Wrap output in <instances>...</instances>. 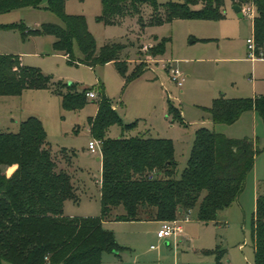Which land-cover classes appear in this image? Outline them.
Masks as SVG:
<instances>
[{"label": "rangeland", "instance_id": "1", "mask_svg": "<svg viewBox=\"0 0 264 264\" xmlns=\"http://www.w3.org/2000/svg\"><path fill=\"white\" fill-rule=\"evenodd\" d=\"M47 6L48 0H44L40 8L24 7L1 14L0 25L24 22L27 31L45 23L63 26L62 18ZM201 6L199 0L193 8ZM65 9L69 14L86 17L96 41V54L104 46L120 45L119 62L92 65L77 42L70 59L55 49L52 34L42 31L23 35L20 28L0 26V53L17 55L24 65L52 77L49 87L27 88L21 95H0V131L18 132L21 121L36 116L41 119L54 152L66 148L76 153L79 199L65 202V213L71 217L101 214L102 163L97 157L102 151L98 148V153H92L88 148L93 139L88 119L97 114L100 86L125 124L138 123L126 131L121 125H113L108 136L172 139L178 177L188 164L198 129L207 127L230 138L254 139L259 152L245 188L220 213L217 222L207 225L191 212L187 220H182L184 236L177 243L172 239L170 246L157 237L158 226L154 222L106 221L104 226L125 247L120 261L125 264H132L135 259L146 264H214L212 250L217 246L227 250L224 264L228 259L231 264H255L252 220L256 199L264 193V110H246L233 123H215L208 112L222 95H264V45L252 58L247 43L253 37L252 16L239 18L228 2L226 17L220 20L182 18L143 27L138 17H126L118 23L98 21L101 0H67ZM150 12L147 8L145 17ZM205 37L212 40L203 41ZM163 39L166 52L154 55L157 43ZM170 64L185 74L182 87L172 79ZM140 68L145 71L133 80ZM70 83H74L73 87ZM86 88L95 89L97 97H88L89 102L79 110L63 107L64 94ZM169 103L180 109L182 119L173 120V115H168ZM116 212L119 211L110 219L115 218ZM106 254L109 252L103 255ZM113 258L105 260V264H120Z\"/></svg>", "mask_w": 264, "mask_h": 264}, {"label": "trees", "instance_id": "2", "mask_svg": "<svg viewBox=\"0 0 264 264\" xmlns=\"http://www.w3.org/2000/svg\"><path fill=\"white\" fill-rule=\"evenodd\" d=\"M44 0H0V15L24 7L40 8ZM83 1V0H81ZM67 0H48L47 8L64 25L45 23L28 30L24 22L0 25L20 28L23 35L46 32L55 37L54 47L73 59L75 42L92 65L117 61L120 45L104 46L96 54V41L83 14L66 12ZM101 0L98 21L118 23L138 17L140 24L157 26L175 19L220 20L228 2L253 5L256 15L253 36L258 49L264 45V0ZM147 8L151 9L145 17ZM165 40L157 43L154 55L166 52ZM208 41L212 39H202ZM145 69H138L133 80ZM51 76L26 66L17 55L0 53V95H21L27 88L49 87ZM74 83H70L73 87ZM86 88L63 95L67 110L82 109L89 101ZM95 116L89 117L91 136L101 142V214L71 217L65 213L68 199L78 200L76 153L52 150L40 118L21 121L18 132L0 131V264H103V254L119 253L112 231L105 228L113 211L117 221L174 220L197 211L198 220L217 222L243 192L248 173L259 150L254 139L230 138L207 127L197 130L186 168L177 176L178 164L172 139L146 135L108 136L113 125L132 130L137 122L125 124L100 86ZM264 110V95L227 98L222 95L208 109L215 123L235 122L246 110ZM168 115L182 119L181 111L169 103ZM182 209V213L180 210ZM255 264H264V193L256 199L252 220ZM206 253H208L206 251ZM215 264H224L226 249L212 250Z\"/></svg>", "mask_w": 264, "mask_h": 264}, {"label": "built area", "instance_id": "3", "mask_svg": "<svg viewBox=\"0 0 264 264\" xmlns=\"http://www.w3.org/2000/svg\"><path fill=\"white\" fill-rule=\"evenodd\" d=\"M242 11L244 15L252 16V19L256 15V9L253 5H249V6L246 5L242 7ZM247 43H248V48L250 50V57L254 58L255 55L258 56V53H257L258 48L255 42L254 36L251 38H248ZM148 47L149 46H146V49ZM168 66L172 73V79L178 84V86L182 87L186 79L185 74L178 67H173L172 65H168ZM86 95L89 98H96L98 95V92L96 90H90L86 93ZM98 148H101V142L95 138L90 140L89 142L90 151L92 153H98ZM181 232H182V227L180 225V220L177 218L174 220L162 221L161 228L158 230L157 234L159 238H167V237L177 236Z\"/></svg>", "mask_w": 264, "mask_h": 264}, {"label": "crops", "instance_id": "4", "mask_svg": "<svg viewBox=\"0 0 264 264\" xmlns=\"http://www.w3.org/2000/svg\"><path fill=\"white\" fill-rule=\"evenodd\" d=\"M233 6V5H232ZM252 30H253V25H252ZM206 38V37H205ZM195 40H193L192 42H194ZM171 65V64H170ZM114 107L116 108V105L114 104ZM133 136H135V135H133ZM89 148V147H88ZM97 159L98 160H100L101 161V163H102V155H101V157H97ZM78 168H79V166H78ZM79 170H80V168L76 171V174H78L79 175ZM77 178V177H76ZM101 179H102V176H101ZM115 211H119V212H116V214L117 213H123L124 212V209H123V207H119V208H117V209H115L114 211H113V213H115ZM115 214V215H116ZM194 217L198 220V218H197V211H194ZM178 219L180 220V225H181V227H182V232L179 234V235H177V236H172V237H167V238H159V236H158V234H156L157 235V237L160 239V240H162V241H165V245L166 246H170L171 245V240L173 239L174 240V242H178V239L182 236H184V227H183V225H182V220L184 219V220H187L188 218H187V216H180V217H178ZM107 221H117V220H115V219H109V220H107ZM200 221V220H199ZM129 222H154V224L156 225V226H158V230L161 228V225H162V221H160V220H140V221H129ZM202 222V221H201ZM105 223H106V221H105ZM104 223V224H105ZM204 223V222H203ZM212 222H210V223H206L207 225H209V224H211ZM158 230H157V232H158ZM118 241V240H117ZM119 243V245L120 246H122L123 248H122V250L119 252V253H109V254H106V257L103 255V264H105V260H112V259H114L113 257H115L116 258V260H119V263L120 264H125L124 262H120V261H122V259H123V256H122V252H123V250L125 249V247L123 246V245H121L120 244V242H118ZM152 247H153V245H152ZM154 248V247H153ZM202 253H206L204 250H202ZM113 255V256H112ZM227 255V254H226ZM108 258V259H107ZM226 258V256L224 257V259ZM224 259H223V263H225L224 262ZM131 264V263H130ZM132 264H146V263H141L140 261H138V260H134L133 262H132ZM214 264H215V256H214ZM226 264H231V262H230V259H228L227 261H226Z\"/></svg>", "mask_w": 264, "mask_h": 264}, {"label": "water", "instance_id": "5", "mask_svg": "<svg viewBox=\"0 0 264 264\" xmlns=\"http://www.w3.org/2000/svg\"><path fill=\"white\" fill-rule=\"evenodd\" d=\"M232 8L237 13L239 18H243L245 16L240 5H233ZM180 212L182 213V209L180 210Z\"/></svg>", "mask_w": 264, "mask_h": 264}]
</instances>
